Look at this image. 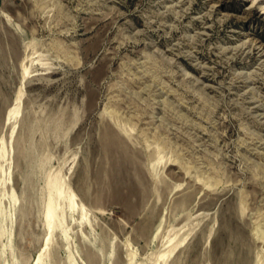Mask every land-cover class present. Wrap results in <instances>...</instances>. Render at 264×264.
Masks as SVG:
<instances>
[{"label": "rangeland", "instance_id": "1", "mask_svg": "<svg viewBox=\"0 0 264 264\" xmlns=\"http://www.w3.org/2000/svg\"><path fill=\"white\" fill-rule=\"evenodd\" d=\"M0 264H264V0H0Z\"/></svg>", "mask_w": 264, "mask_h": 264}]
</instances>
